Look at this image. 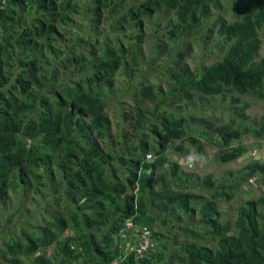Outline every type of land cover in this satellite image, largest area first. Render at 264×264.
Listing matches in <instances>:
<instances>
[{
  "label": "trees",
  "instance_id": "trees-1",
  "mask_svg": "<svg viewBox=\"0 0 264 264\" xmlns=\"http://www.w3.org/2000/svg\"><path fill=\"white\" fill-rule=\"evenodd\" d=\"M81 14L88 33L77 27ZM145 24L150 64L169 53L167 67L151 76L139 73ZM211 42L218 58L192 70L194 47ZM261 49L264 0H0V203L9 206L12 193L49 198L36 216L40 224L7 236L0 264H109L123 253L129 220L151 229L156 246L121 264H264V159L230 169L218 185L222 177L200 180L166 153L193 146L203 153V137L229 163L249 150L245 134L264 138V113L256 126L246 114L253 100L264 105ZM119 72L117 90L130 87L134 106H116L128 129L115 137L106 98L115 95ZM209 99L225 103L230 122L185 118ZM166 174L178 180L156 193L151 182ZM245 180L259 182V197L222 223L218 201L230 203ZM149 206L176 214L173 229L184 241L159 234L169 220L153 217Z\"/></svg>",
  "mask_w": 264,
  "mask_h": 264
},
{
  "label": "rangeland",
  "instance_id": "rangeland-1",
  "mask_svg": "<svg viewBox=\"0 0 264 264\" xmlns=\"http://www.w3.org/2000/svg\"><path fill=\"white\" fill-rule=\"evenodd\" d=\"M227 2V0H225ZM227 12H222L221 14L225 15ZM156 14V13H154ZM217 14L212 20L214 21L215 18L218 16ZM227 15V14H226ZM83 15L76 17V23L77 27H79L80 31L82 33H88V28H80L81 21H82ZM74 26V25H73ZM164 26V25H163ZM76 27V28H77ZM155 31L159 30L154 29ZM152 30L150 27L145 24L144 25V40L141 43V54L140 59L142 62V68L140 69L139 73L142 72V75L148 76L151 72H157L158 70H161L167 67L166 60L169 59L167 57V54L165 53L160 56L159 59H157L156 62L153 64H150L151 58H152V50H151V42L150 40V32ZM167 48H170V44L165 45ZM215 42L209 43L205 47H197L195 46L194 49L191 52V56L187 59L188 63L190 64V67L192 70L199 67V70L202 69L203 66H209L211 65L217 58L218 53L215 51ZM260 55L264 56V50L261 49ZM157 69V70H156ZM156 70V71H155ZM152 74H150L151 76ZM161 77V76H160ZM160 77H150L149 82L154 84L155 86H169V83H167L164 78L161 79ZM124 79V75H122L120 72L115 77V85L114 88L116 90V93L114 95L111 94L106 98V101L108 103V109H107V115L112 120V134L116 137L117 133L121 132L122 128L125 129L127 132L128 124L123 120L121 112L118 111L116 106H122L125 108V111L129 110V107L134 106V99L131 97H128V94L130 92V87H124L123 90H117V87H119V83ZM157 80V81H156ZM249 98H243V101H249ZM217 99H209L208 104L205 107L198 108L196 110H193L191 112L185 111L184 115L185 118L189 119L191 122H196V119L199 118H208V121H211L212 123L217 124L218 126L227 124V122L230 120L228 119V116L233 117V115L229 112L228 109L225 107V103H219L217 104ZM251 108L247 110V116L250 117L251 125L256 126L260 125L257 123V120L255 118L260 117L264 113V105L262 103H256L255 100L252 101ZM225 113V115L221 114ZM179 115V114H178ZM256 121V122H255ZM248 124V123H247ZM204 129V128H203ZM243 129V128H242ZM241 129V130H242ZM109 140L113 141V145H116V138L113 136ZM201 145L204 147V152L200 153V151L197 150V146L189 147L191 150L190 152H180L175 151L172 148L167 149L166 153L170 156L171 159L179 160V162L182 165V169L184 172H187V174L191 173L195 176H198L201 179H203L208 173L212 174L214 178L218 177L220 181L226 180L227 176L224 177L225 173H229L230 169L234 170H240L246 164L249 160L253 159L255 156H258V159H264V146L262 144L258 143V140L264 141V138L255 139L251 137L249 134H245L242 140L246 143V145H250L249 150L247 153L239 157L237 160L229 162V163H223L218 159V153L219 149L215 147L214 144H207L205 139L203 137L197 138ZM115 148V147H114ZM148 158H151L150 154H147ZM236 175L239 173L236 172ZM231 175V174H229ZM164 179L162 182L161 190H165L167 188V184L173 182L174 177L170 176L169 174L164 175ZM191 182V181H190ZM189 182V183H190ZM226 182V181H225ZM197 184V183H194ZM198 186H201V184ZM203 188V187H202ZM174 191L177 190V187L175 186L173 188ZM191 190L199 193L197 195H202L203 191L199 190L197 187H191ZM160 191V188L156 187V193ZM261 186L259 182L256 180L252 181H242V184L239 186L234 198L230 201V203L225 202L224 200H219V209L221 210V213L223 214V217L221 218V222L224 223L225 221L234 222V219L237 215V210L243 205L245 200H252L257 199L261 193ZM207 196V195H206ZM49 200V198H43V201H32L29 199H25L20 196V194L12 193L11 195V203L9 206H5L4 204L0 203V248H2V245L7 240V236L9 234L15 233V235L19 232H21V227H25L29 224H32L33 227H36L37 224H40L36 216L38 215L39 211L42 209V207L46 204V202ZM155 208L149 206V211L154 210ZM16 210L18 211L17 216H12L13 213H15ZM181 216L185 215V213H181L178 211ZM21 213H23L21 215ZM170 217V216H169ZM173 217V218H172ZM170 217L173 222L176 223L177 216L176 214ZM11 218V221L8 222V219ZM169 220V219H166ZM186 221L191 222L190 215L188 212H186ZM148 228V227H147ZM144 229L146 228H136L134 225H132L131 228L126 229L123 233L124 238V249H123V255L120 257L121 262L124 261V259L129 254H137V247L139 246V243L141 242V239L144 237ZM151 234V229H147ZM179 228L173 229V225L171 223V220H169V223H167L165 226L161 227L159 231V234L165 235V237L169 236L167 233L170 231L172 232L171 235H174L173 239L178 237V241H184L183 238L179 239ZM167 231V233H164ZM129 233V235H127ZM127 235V236H126ZM207 244H211L210 242H206ZM156 246V245H155ZM141 245L139 246V249H141ZM173 247L170 248L169 251H167L166 254L171 255ZM122 250V246H121ZM53 253V248L49 247L45 250V254L47 257L51 256Z\"/></svg>",
  "mask_w": 264,
  "mask_h": 264
},
{
  "label": "built area",
  "instance_id": "built-area-1",
  "mask_svg": "<svg viewBox=\"0 0 264 264\" xmlns=\"http://www.w3.org/2000/svg\"><path fill=\"white\" fill-rule=\"evenodd\" d=\"M132 222L131 221H127L125 223L126 229H129L132 227ZM142 246L141 249H139V246ZM152 245V241L150 239V232L147 229H144V237L141 239V242L139 243V246L137 247L136 251L138 255L144 254L148 249H150ZM119 260L116 259L113 262L109 263V264H118Z\"/></svg>",
  "mask_w": 264,
  "mask_h": 264
},
{
  "label": "crops",
  "instance_id": "crops-1",
  "mask_svg": "<svg viewBox=\"0 0 264 264\" xmlns=\"http://www.w3.org/2000/svg\"><path fill=\"white\" fill-rule=\"evenodd\" d=\"M148 158V157H147ZM158 172V171H157ZM170 175V174H169ZM174 180L175 181H177L178 179H176V178H174ZM162 180L160 179V178H157V179H154L151 183H153L154 185H155V190H156V187H158V188H160V191H163V190H161V187H162ZM219 183H222V181H220L219 180V182H218V185H219ZM150 212V214L153 216V217H156V218H158L159 220H162V219H169V220H171V223H172V225L175 223V222H173V220L169 217V216H167L166 214H163V213H161V212H159V211H157L156 209H154V210H152V211H149ZM130 221V220H129ZM159 223H162V222H159ZM176 223H177V221H176ZM177 225L179 226L180 225V223H177ZM143 228H146V229H148L147 227H143ZM161 229V227H158V228H156V231H158V230H160ZM179 231V230H178ZM159 232V231H158ZM127 235H129V234H127ZM126 235V236H127Z\"/></svg>",
  "mask_w": 264,
  "mask_h": 264
},
{
  "label": "clouds",
  "instance_id": "clouds-1",
  "mask_svg": "<svg viewBox=\"0 0 264 264\" xmlns=\"http://www.w3.org/2000/svg\"><path fill=\"white\" fill-rule=\"evenodd\" d=\"M152 241V240H151ZM155 246V242L154 241H152V245H151V247L150 248H152V247H154ZM120 255V257L123 255V253L122 254H119ZM119 255H117L116 256V258L115 259H113L111 262H113L114 260H116V259H118L119 260V263L118 264H121L122 262H121V258L119 257ZM142 255V254H141ZM137 256H140V255H138L137 254ZM110 262V263H111Z\"/></svg>",
  "mask_w": 264,
  "mask_h": 264
}]
</instances>
